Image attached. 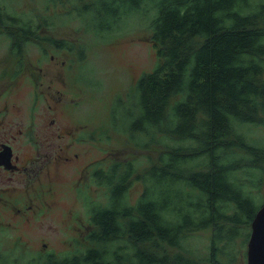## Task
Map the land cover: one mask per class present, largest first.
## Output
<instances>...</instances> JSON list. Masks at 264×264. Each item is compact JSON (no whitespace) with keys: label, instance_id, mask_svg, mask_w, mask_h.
I'll list each match as a JSON object with an SVG mask.
<instances>
[{"label":"trees","instance_id":"obj_1","mask_svg":"<svg viewBox=\"0 0 264 264\" xmlns=\"http://www.w3.org/2000/svg\"><path fill=\"white\" fill-rule=\"evenodd\" d=\"M51 1L63 6L58 12L80 14L85 25L96 26L97 34L119 28L131 10L146 6L156 12L149 26L158 63L125 96L116 97L110 118L113 128L126 131L136 146L158 155L143 169L126 159L92 174L108 190L105 202H87V238L92 245L62 258L49 253L45 258L15 260L0 244L3 262L235 260L234 243L249 237L261 206L253 186H263L264 144L247 141L242 127L264 124V0ZM14 10L0 0V32L9 36L14 55L21 56L30 40L74 49L71 40L41 32L54 25L59 13ZM255 167L261 170L256 183L250 179ZM135 179L143 181V189L131 202L129 188ZM210 227L209 252L195 258L190 236ZM227 249L228 260L222 257Z\"/></svg>","mask_w":264,"mask_h":264},{"label":"rangeland","instance_id":"obj_2","mask_svg":"<svg viewBox=\"0 0 264 264\" xmlns=\"http://www.w3.org/2000/svg\"><path fill=\"white\" fill-rule=\"evenodd\" d=\"M2 1L9 11L18 9L44 16L59 13L55 15L54 25L49 29H41V32L71 40L74 43V49L71 51L54 47L47 42L39 43L36 40H30L25 44V63L37 72L42 66L44 68L42 80L52 83L54 80H60L57 74L63 65L56 64L64 61L65 74L61 78L65 80L67 87L66 97L69 100L74 98L75 105L71 114L67 109L64 112L61 111L62 119L66 124H71L76 117H80L87 126L81 128L83 133L86 128H91L96 133V138L89 141L91 143L84 142L81 146L84 151L77 163L78 167H83L82 173L79 171L75 176L69 177L64 168H51L52 177L58 183L56 193L53 196L46 195V199L53 204L52 207L47 208L39 194L32 191V185L26 175H18L13 183L17 191L13 196V206L24 207L33 201H40L43 204L42 208L27 209L24 215H16L14 211L12 214L1 204V200L9 198L10 193L6 192L8 190H3V196L0 197V244L2 251L9 258L16 257V260L18 257H23L26 260L35 257L38 259L40 247L53 252L55 258H62L68 252L72 255L78 249L92 245L87 238L89 227L87 202L88 199L95 203L106 201L107 187L99 184L96 177L92 180L89 170L95 169L94 173L104 166V170L107 171L112 162L126 159L135 160L143 169L157 158L156 150H143L130 140L126 131L113 128L110 118V111L114 107L116 97L125 96L135 86L138 78L144 72L152 70L158 63V54L151 38L152 29L149 26L156 12L149 11L146 6L141 10H131L124 17V22L119 28L97 34L96 26L85 25L79 17L80 14L72 17L71 14L58 12L63 9V6L51 0ZM87 28L90 29L86 30ZM11 44L9 36L0 32V64L10 62L8 53ZM40 55L43 58L37 63ZM52 55L55 58H52ZM13 56H15L13 62L19 61V56L14 54ZM30 72V70L24 71L23 77L21 74L17 75V84L13 89V103L19 107V110L13 111V116L18 120L21 119L19 117L24 116L21 113L24 112L23 105L28 98L20 85L27 84L24 77ZM10 94L2 95L0 107L12 100ZM45 111L46 109H40L37 112L39 126L43 124ZM242 128L247 141L264 144V124L247 123ZM26 152L27 150H23L20 155L24 156ZM90 161H93V164L89 170H86L85 164ZM260 175L261 170L255 167L250 179L256 183ZM39 180L41 191L47 187L45 171L39 174ZM78 180L80 185L76 193L74 187ZM142 185L143 181L137 179L133 181L129 188L131 202H136L141 195ZM2 186L0 183V188ZM27 189L29 192H26ZM253 190L258 204L261 205L264 200V185L261 189L255 185ZM37 195L38 199L35 198ZM212 231L210 227L191 234L190 239L195 251L192 256H196L195 258H199V255L207 256ZM21 236L27 247L22 242ZM249 237L246 239L241 236L234 243L235 260H229V264H247ZM173 250L177 251L178 248ZM227 250V255L222 254V257L228 260L230 250ZM2 256L0 254V264H5ZM45 257L46 255L43 258ZM44 262L35 261L33 264H44ZM15 263L18 264V262Z\"/></svg>","mask_w":264,"mask_h":264},{"label":"flooded vegetation","instance_id":"obj_3","mask_svg":"<svg viewBox=\"0 0 264 264\" xmlns=\"http://www.w3.org/2000/svg\"><path fill=\"white\" fill-rule=\"evenodd\" d=\"M12 50L13 48L9 47L10 62L0 64V99L2 95H9L10 93L12 98L11 101L5 102L0 107V183L3 185L0 188V197L3 196V190H8L6 192L10 193L9 198L1 200L2 206L12 214L14 211L16 215H24L27 209H40L43 204L40 201H33L24 207L13 206V196L17 193L16 186L13 184L16 177L26 175L30 185H32V191L39 194L47 208L52 207L53 204L46 199V195L53 196L56 193L58 183L52 177L51 168H64L69 177L75 176L76 172L79 171L82 173L83 167H78L77 163L84 151L81 146L84 142L94 140L96 133L91 128H86L83 133L81 128L87 126L80 117H76L71 124H66L62 119L61 111L64 112L67 109L71 114L75 105L74 98L69 100L66 97L67 87L65 80L61 78L65 74L66 64L64 61L56 64L58 66L63 65L57 74L60 80L46 83L42 80L44 76L42 66L37 72L28 63H25V49L22 56H19V61L16 62H13L15 56H13ZM42 58L41 55L38 56L37 63ZM52 58H55L54 55ZM26 70L31 71L29 75L26 74L24 77L27 84L20 85V87L24 88L23 91L26 92L28 98L23 105L24 112L21 113L24 116L19 117L21 119L18 120L17 117L13 116V111L19 110L18 105L13 103V89L17 84V75L21 74L23 77ZM30 84L31 86H29ZM40 109H46L41 126H39L37 119V112ZM23 150H27V152L21 156L20 153ZM92 164L93 161L85 164L86 170H89ZM102 168L105 169L104 166ZM94 170H89L92 180ZM44 171L46 172L47 187L40 191L39 174ZM79 185L78 180L74 187L76 193L79 191ZM26 192L29 190L27 189ZM70 193L74 194V192ZM35 198L38 199V195ZM21 240L26 245L22 236ZM38 253L41 257L49 253L53 255V252L41 247Z\"/></svg>","mask_w":264,"mask_h":264},{"label":"water","instance_id":"obj_4","mask_svg":"<svg viewBox=\"0 0 264 264\" xmlns=\"http://www.w3.org/2000/svg\"><path fill=\"white\" fill-rule=\"evenodd\" d=\"M247 264H264V200L251 222V233L247 246Z\"/></svg>","mask_w":264,"mask_h":264}]
</instances>
